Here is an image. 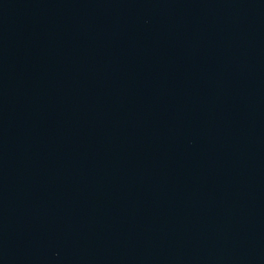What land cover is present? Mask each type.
<instances>
[{
    "label": "water",
    "instance_id": "95a60500",
    "mask_svg": "<svg viewBox=\"0 0 264 264\" xmlns=\"http://www.w3.org/2000/svg\"><path fill=\"white\" fill-rule=\"evenodd\" d=\"M0 264H264V0H0Z\"/></svg>",
    "mask_w": 264,
    "mask_h": 264
}]
</instances>
